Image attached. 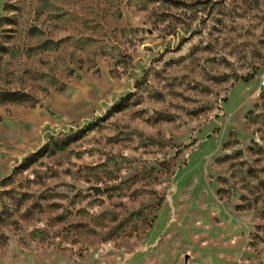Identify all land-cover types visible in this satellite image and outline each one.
Returning <instances> with one entry per match:
<instances>
[{"label":"rangeland","instance_id":"374dc122","mask_svg":"<svg viewBox=\"0 0 264 264\" xmlns=\"http://www.w3.org/2000/svg\"><path fill=\"white\" fill-rule=\"evenodd\" d=\"M263 80L264 0H0V264H264Z\"/></svg>","mask_w":264,"mask_h":264},{"label":"trees","instance_id":"16d2710c","mask_svg":"<svg viewBox=\"0 0 264 264\" xmlns=\"http://www.w3.org/2000/svg\"><path fill=\"white\" fill-rule=\"evenodd\" d=\"M44 152H46V150L34 154V155H33V158H28V159H26V161H29V162H28L27 164H24V165L22 166V168H23V169L28 168V167H29L34 161H36L39 157L43 156V155H44Z\"/></svg>","mask_w":264,"mask_h":264},{"label":"water","instance_id":"95a60500","mask_svg":"<svg viewBox=\"0 0 264 264\" xmlns=\"http://www.w3.org/2000/svg\"><path fill=\"white\" fill-rule=\"evenodd\" d=\"M91 189L98 194L100 192V187L99 186H92Z\"/></svg>","mask_w":264,"mask_h":264},{"label":"built area","instance_id":"2783aa9c","mask_svg":"<svg viewBox=\"0 0 264 264\" xmlns=\"http://www.w3.org/2000/svg\"><path fill=\"white\" fill-rule=\"evenodd\" d=\"M262 85L264 86V80L262 81Z\"/></svg>","mask_w":264,"mask_h":264}]
</instances>
